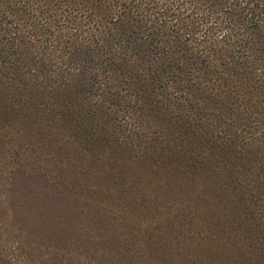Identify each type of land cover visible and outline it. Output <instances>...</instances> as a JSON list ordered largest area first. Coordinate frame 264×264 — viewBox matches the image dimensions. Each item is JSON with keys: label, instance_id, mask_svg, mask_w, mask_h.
Listing matches in <instances>:
<instances>
[{"label": "trees", "instance_id": "obj_1", "mask_svg": "<svg viewBox=\"0 0 264 264\" xmlns=\"http://www.w3.org/2000/svg\"><path fill=\"white\" fill-rule=\"evenodd\" d=\"M0 185V264H264V0H0Z\"/></svg>", "mask_w": 264, "mask_h": 264}, {"label": "rangeland", "instance_id": "obj_2", "mask_svg": "<svg viewBox=\"0 0 264 264\" xmlns=\"http://www.w3.org/2000/svg\"><path fill=\"white\" fill-rule=\"evenodd\" d=\"M5 196V199L7 200L8 204L11 206V207H16V205L18 204V202L20 201L21 205L27 209L31 208L32 207V203L31 202H28V201H25L23 199H16L14 198L13 199V195L9 194V192L5 193L4 194ZM35 208L32 207L29 212H28V216H30L32 219H34V216L31 214L32 212L35 213ZM4 240V239H3ZM4 245H7L6 242H3ZM0 257H2V186L0 185Z\"/></svg>", "mask_w": 264, "mask_h": 264}]
</instances>
